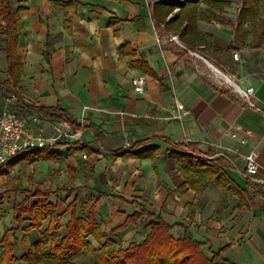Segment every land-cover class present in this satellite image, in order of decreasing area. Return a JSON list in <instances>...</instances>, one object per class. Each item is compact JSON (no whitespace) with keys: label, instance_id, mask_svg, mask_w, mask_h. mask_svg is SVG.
Returning a JSON list of instances; mask_svg holds the SVG:
<instances>
[{"label":"crops","instance_id":"0c3cea01","mask_svg":"<svg viewBox=\"0 0 264 264\" xmlns=\"http://www.w3.org/2000/svg\"><path fill=\"white\" fill-rule=\"evenodd\" d=\"M216 1L230 6L218 13L205 0L186 5L197 9L195 28L205 44L181 40L174 23L165 27L155 0L11 1L14 10L21 7L16 33L22 74L16 85L7 74L0 18V82L20 98L14 94L13 106L25 117L56 122L38 109H59L85 127L80 144L87 148L74 155L87 153L92 180L114 176L113 192L99 191L91 204L94 219L101 200L113 205L108 227H114L110 213L117 227L143 207L173 226V238L186 230L208 259L217 253L232 264H264V43L248 46L249 35L234 32L236 0ZM170 35L177 42H169ZM139 76L146 81L142 93L132 85ZM223 77L242 89L253 87L249 101ZM236 127L246 146L229 137ZM135 143L137 150H156L148 158L114 155ZM175 144H197L212 162L224 158L229 188L199 185L196 192L183 186L171 153L185 151ZM227 148L258 152L257 173L246 175L243 161ZM144 219L148 226L152 219L142 217L116 232H131Z\"/></svg>","mask_w":264,"mask_h":264},{"label":"trees","instance_id":"16d2710c","mask_svg":"<svg viewBox=\"0 0 264 264\" xmlns=\"http://www.w3.org/2000/svg\"><path fill=\"white\" fill-rule=\"evenodd\" d=\"M11 1L14 0H0V18L4 23L2 26L3 35L5 36V47L3 50L8 62L7 74L16 85L19 83V77L22 74V60L18 50V35L16 33L17 13L21 10V7L14 10L10 6ZM205 1L218 13L230 6V3L226 1ZM254 1L257 0H242L239 13L236 15L234 24H232L234 32L241 30L242 26L252 14V2ZM153 9L158 20L165 27H168L170 23H174L176 30L180 32L181 40L185 41L186 37H192L197 43L205 44L203 37L200 36L195 28L197 16L195 6L188 7L185 5L180 7L178 16L172 22L167 21L166 17L173 11L174 6L155 0ZM199 16L206 19L202 14H199ZM212 17L217 21L221 20L219 15L212 14ZM253 39L255 40V45L260 46L262 40H264V23H262L259 29H255ZM9 93L16 94L14 91H9ZM17 99L20 100L18 96ZM38 111L55 121L64 120L69 122L73 129H85L76 119L66 115L59 109L42 108L38 109ZM139 146L140 143H135L128 147H123L114 151V155L130 154L138 158H148L156 150L155 147L137 150ZM174 146L177 149L185 151L184 153L178 151L171 153L179 161V171L184 177L183 186L188 185L196 192L200 191L199 185L203 187L213 185L223 189L229 188L224 158H217L214 162L207 160L204 155L197 151V144H175ZM69 148L78 151L87 147L80 143H74ZM187 151H190V153ZM59 155L58 148L37 150L18 155L19 159L16 161L13 160L12 163H8L9 160H12L11 158L6 163L0 165V175L4 174L5 164L9 168H13L15 165L35 157L45 156L46 158H56ZM32 186L33 191L31 192L25 190L18 191L17 189H6L4 192H0V203H2L6 195L18 192L26 194V198L13 209L15 215V226L12 228L13 236L25 222L24 215H28L29 217V225L22 228L24 233L31 231L40 233L43 228V222L47 221V226L41 233L44 240L37 242L35 246H31L21 256L20 260L25 264H77L67 261V257L79 255L83 250L93 254L96 262L99 264H232L222 259L217 253H213L211 259L206 258L201 251L202 243L193 241L186 230L182 238H173L170 234L173 226L165 223L160 217H156L147 212L143 207H139L138 211L127 216L125 221L121 225L113 228L111 232L121 231L129 224H135L142 217H147L152 220L148 224L149 232L144 240L138 243H131L125 249H113L111 255H98L88 238H91L98 244L100 249L113 246L114 242L107 238V235L101 230L100 224L95 221L93 205L90 207L86 218L77 217L75 214L76 194L73 201L62 213L55 214L54 206L48 201L51 191L43 190L41 184L36 183ZM76 190L75 188H62L56 192H62L70 196ZM30 198H35L36 202L31 205L28 204ZM67 211H71V215L65 227V235L58 242H53L52 237L61 228L60 221ZM104 239L105 241L102 243ZM46 240L49 241L47 248H45L44 243ZM0 247L2 249L0 253V264H12L15 261L14 245L3 236L0 240Z\"/></svg>","mask_w":264,"mask_h":264},{"label":"rangeland","instance_id":"374dc122","mask_svg":"<svg viewBox=\"0 0 264 264\" xmlns=\"http://www.w3.org/2000/svg\"><path fill=\"white\" fill-rule=\"evenodd\" d=\"M235 7L231 10L232 15L236 17L241 8L242 0H236ZM253 12L249 16L246 23L242 26L241 30L245 31L249 37L246 39L249 41L248 46H253L255 40L252 37L255 29H259L264 23V0H257L252 2ZM17 4L14 5V9ZM235 22V19H232ZM2 36L0 34V40ZM264 43V41H262ZM1 46V45H0ZM9 93L6 91L5 87H2L0 82V107L5 103L6 98ZM14 107V106H13ZM17 112H19L27 121V124L34 129H42L46 134L54 132V125L56 122L50 120L38 119L33 120L34 115H23L22 111L18 107H15ZM30 117V118H29ZM29 118V119H28ZM60 155L56 158H46L45 156L35 157L23 161L13 168H9L6 164L4 166L3 175H0V192H4L6 189L18 191H33L34 184H41L43 190H50L51 194L48 201L54 206V213H62L66 207L73 201L74 196L77 194V200L75 202V214L77 217L86 218L91 204L94 199L98 198L99 191L113 192L114 186L112 185L113 177L110 179L105 176L103 178H96L92 180L91 171H93L92 166L89 163L87 153H85L86 158L83 157L84 154L74 155V151L71 148H66L61 146ZM28 157V156H27ZM19 159V156L12 158L8 163H12L13 160ZM110 170V165L108 164L105 168ZM109 181H111L109 183ZM81 187H86L82 189ZM77 189L70 196L62 192H56L58 189ZM26 198V194L21 192L12 193L6 195L0 203V240L5 236L14 245V257L15 261L12 264H25L20 258L24 255L31 246H35L37 242L43 241L44 237L41 233L47 226V221L43 222V228L40 233L31 231L29 233H24L22 228L29 225L28 215H24L25 222L22 224L21 228L16 231L13 236L12 228L14 224V212L13 209L16 205L21 203ZM43 201V199H41ZM36 202L35 198H30L28 204H34ZM113 205L109 201L101 200L98 203V209L96 211L95 221L101 220L100 226L101 230L107 235V238L114 242L113 246H108L100 249L99 245L96 244L91 238H88L89 242L92 244L95 252L98 255H111L113 249H125L129 244L136 243L142 239L145 232L147 231V220L140 221L136 227L127 233L123 232H111V230L118 224V220L113 216L114 213H110V220L114 227H108L105 223L107 218V212L112 210ZM118 213V212H117ZM71 211H67L61 221V228L56 231L52 237L53 242H58L65 235V227L70 220ZM104 218V219H103ZM103 219V220H102ZM98 222V221H97ZM102 224H105L102 226ZM129 240L131 242H129ZM105 239L102 240L104 243ZM45 248L49 246V241H44ZM2 249L0 247V253ZM67 261L75 262L77 264H99L96 262L93 254L88 253L83 250L81 254L68 256Z\"/></svg>","mask_w":264,"mask_h":264},{"label":"built area","instance_id":"2783aa9c","mask_svg":"<svg viewBox=\"0 0 264 264\" xmlns=\"http://www.w3.org/2000/svg\"><path fill=\"white\" fill-rule=\"evenodd\" d=\"M157 1L174 6L173 11L167 16V20H170L174 16L178 15L180 7L196 3L199 0ZM167 40L169 42H177V37L170 35ZM233 57L237 60L239 54L234 53ZM223 78L240 99L249 101L250 96L254 92L253 87L242 89L235 83L234 80L227 77ZM145 82V78L142 76L132 79V85L137 93L143 92ZM16 100L17 99L14 94H9L4 105L0 107V165L18 155L43 149H57L60 146L70 147L74 143L82 142L83 130L73 129L70 123L64 120L56 121L54 125V132L50 134H46L42 130L31 128L27 124L25 118L13 107ZM176 117L181 118L180 115H177ZM33 120H37V118L35 117ZM240 130V127H236L229 132V137L232 140H236L241 146H246L248 143L247 139L243 137L240 138L238 136ZM226 150L229 153H233L237 158L243 161L246 175L253 176L257 173L259 168L257 161L258 152L253 149L247 151L246 153L229 148ZM83 157L86 158V155L84 154Z\"/></svg>","mask_w":264,"mask_h":264},{"label":"water","instance_id":"95a60500","mask_svg":"<svg viewBox=\"0 0 264 264\" xmlns=\"http://www.w3.org/2000/svg\"><path fill=\"white\" fill-rule=\"evenodd\" d=\"M177 16V15H176Z\"/></svg>","mask_w":264,"mask_h":264}]
</instances>
